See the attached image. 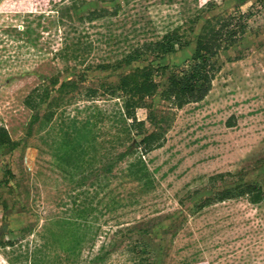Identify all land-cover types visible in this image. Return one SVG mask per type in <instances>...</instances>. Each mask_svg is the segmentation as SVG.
<instances>
[{"label":"rangeland","instance_id":"374dc122","mask_svg":"<svg viewBox=\"0 0 264 264\" xmlns=\"http://www.w3.org/2000/svg\"><path fill=\"white\" fill-rule=\"evenodd\" d=\"M209 20L230 24L212 88L178 107ZM148 64L140 128L121 78ZM0 128V264H264V200L218 199L264 185V0H0Z\"/></svg>","mask_w":264,"mask_h":264},{"label":"trees","instance_id":"16d2710c","mask_svg":"<svg viewBox=\"0 0 264 264\" xmlns=\"http://www.w3.org/2000/svg\"><path fill=\"white\" fill-rule=\"evenodd\" d=\"M229 25L230 24L228 22H224L221 25V29H217L215 25L211 24L210 20L205 22V24L202 26V32H206H201V34L198 36L197 50L193 56V62L190 66V69L188 68V71L185 72L174 71L171 73V76L168 79V84L163 93L168 99L173 100V102L178 107H183L185 104L191 102H200L204 100L209 94L212 88L215 72L217 71V66L213 62L212 58L216 55L217 50L221 47L220 41L223 37L222 31ZM236 33V30H231L229 32V37L233 39L232 37H234ZM189 43L190 42L187 41L185 44H183L181 34L175 31L166 34L162 40L157 41L152 46L156 47L161 53L164 54L176 52L179 48L186 46ZM138 55V51L136 54H130L128 61H137L139 59ZM154 67L155 66L153 64L138 66L136 68H132L131 71L121 78V83L124 90L130 95L129 101H127L125 106V115L127 121L131 120L134 126L136 125L140 128H145L146 124L144 121L138 120L136 118L133 109L135 110V108L139 107L141 105L140 103H142L146 96L153 95L158 92L159 84L154 79ZM49 81L50 83H55L58 80L49 79ZM69 81L70 80L61 82L59 90L68 87V85L71 83ZM32 98L33 95L28 96L26 104L36 109V106L30 101ZM35 117L38 119L39 114L37 113ZM0 130V142H2L5 138H8V133L6 129L2 130L0 128ZM144 135L145 136L142 141L145 143L146 150H152L154 148L160 147V136L157 132H150ZM141 159L142 158L137 161L138 167L140 168L143 165L145 166V170L149 172L143 160ZM242 195L249 196L253 203H259L260 201L264 200V185H261L258 182L242 183L235 186L234 188L223 190L219 194L218 199L219 201H224L228 198Z\"/></svg>","mask_w":264,"mask_h":264}]
</instances>
